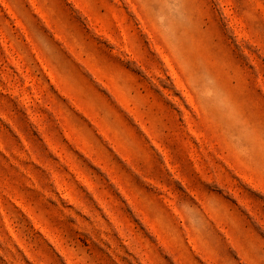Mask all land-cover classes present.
Listing matches in <instances>:
<instances>
[{"label":"rangeland","instance_id":"rangeland-1","mask_svg":"<svg viewBox=\"0 0 264 264\" xmlns=\"http://www.w3.org/2000/svg\"><path fill=\"white\" fill-rule=\"evenodd\" d=\"M0 264H264V0H0Z\"/></svg>","mask_w":264,"mask_h":264}]
</instances>
